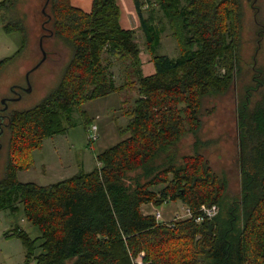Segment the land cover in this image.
I'll return each instance as SVG.
<instances>
[{
  "label": "trees",
  "instance_id": "1",
  "mask_svg": "<svg viewBox=\"0 0 264 264\" xmlns=\"http://www.w3.org/2000/svg\"><path fill=\"white\" fill-rule=\"evenodd\" d=\"M20 0H0L5 33L20 35L15 54L28 44ZM154 72L145 75L136 31L120 26L116 0H92L89 12L70 0H49L55 35L71 51L55 87L35 106L9 116V151L39 149L63 133L82 105L117 94L126 119L118 140L95 154L90 171L39 185L22 182L24 166L10 156L0 178V210L21 214L39 232L15 226L25 264H264V71L254 68L237 97L239 197L228 190L225 173L215 172L200 149L204 103L225 95L241 77V0H133ZM144 9L148 16H144ZM159 10L167 20L178 55L158 54ZM117 66L116 72L111 70ZM192 135L193 153L177 156V145ZM91 142V141H89ZM136 176L127 184L130 173ZM155 190V187H159ZM180 201L197 214L218 206L213 218L158 222L144 204Z\"/></svg>",
  "mask_w": 264,
  "mask_h": 264
},
{
  "label": "rangeland",
  "instance_id": "2",
  "mask_svg": "<svg viewBox=\"0 0 264 264\" xmlns=\"http://www.w3.org/2000/svg\"><path fill=\"white\" fill-rule=\"evenodd\" d=\"M241 2L244 10L241 46L243 71L241 77L225 95L206 99L202 118L203 127L200 133V138L208 141L200 152L209 160L215 172L225 173L229 194L235 197H239L240 193L237 97L241 94L245 83L250 82L254 68L264 71V0H241ZM17 16L25 27L28 44L0 69V108L2 100H7L0 135V178L5 173L9 157L12 156L17 158L18 164L24 166L22 170L17 171L20 181L46 185L71 175L70 173L75 171L79 162H84L85 169L91 170L96 163L95 154L118 140L113 117L115 116L119 124H124L126 119L119 109L120 103L118 105L111 94L110 97L88 101L82 105L92 118L87 127L80 113L74 111L72 125L66 126L63 133L43 139L39 149L25 151L19 155L11 153L8 125L10 114L38 104L57 84L71 53L69 47L55 35L49 0L47 3L46 0H20L17 4ZM0 24V60H2L16 53L20 47V35L5 33L1 28V16ZM40 39H42V48L46 56L43 62L34 68L41 57L43 58ZM136 40L142 54H146L148 50L143 40L138 38ZM170 44L176 46L174 38L168 32L163 35L162 46L159 50L157 49V53L177 56L178 48L171 47ZM116 68L117 66H114L111 70L116 72ZM15 88L19 93L16 98L13 97ZM90 125H95L97 128L98 138L93 142H89L87 137ZM193 141L194 138L190 134L180 139L177 145L179 158L193 153ZM65 165L68 167L64 168ZM135 176L134 172L130 173L125 182L131 184ZM161 187L154 189L158 190ZM183 208L184 205L180 201H169L160 205L146 207L144 205L142 211L151 210L153 214L159 211L160 220L169 222L175 218L176 214H181ZM17 225L32 238L39 234L38 230L23 219L20 213L12 215L9 210H0V242H21L17 237L5 235L12 232ZM0 264H4L3 260H0Z\"/></svg>",
  "mask_w": 264,
  "mask_h": 264
},
{
  "label": "crops",
  "instance_id": "3",
  "mask_svg": "<svg viewBox=\"0 0 264 264\" xmlns=\"http://www.w3.org/2000/svg\"><path fill=\"white\" fill-rule=\"evenodd\" d=\"M116 3L120 8V19H119L120 26L123 29L135 30L136 31V38H138V40L142 39L143 43L145 44V37H144V35L140 29V26H141L140 17L138 15L137 10H136L134 1L133 0H116ZM70 4L73 7L81 9L82 11L89 12L91 10V7H92V0H70ZM143 14L145 17H147L149 14L148 10L144 9ZM151 21H153L156 24L159 22V25H160L159 27L161 30V34L159 36L160 43H159V46L155 49V52L157 53V49L159 50V48H161V46H162L163 35L168 34V32L171 35V31H170L169 25L167 23V20L163 17V14L161 13V11L157 10L155 12L154 19H152ZM0 26H1V24H0ZM168 29H169V31L167 32ZM170 45H171V47L172 46L177 47V45L175 46L174 44H170ZM164 55H167V54L164 53ZM167 56L173 57L172 55H167ZM140 57H141V61H142L143 73L145 75L152 74L154 72V66H153V63L151 61L150 54L148 52H146V54H142V51L140 50ZM110 96L111 95H108L105 97H110ZM113 97H114L113 99L115 100V102H117V104L119 105L118 95L113 94ZM94 161H95V159H94ZM66 164H68V162ZM95 165H96V163H95ZM67 167H68L67 165L64 166V168H67ZM62 168H63V166L61 167V169ZM61 169H59V170H61ZM81 169L84 171H90V170L85 169L84 162H79V164H77V166H76L75 171L73 173H70V174L73 175ZM58 172H60V171H58ZM71 175H69V176H71ZM69 176H67V177H69ZM64 178H66V177H64ZM64 178H62V179H64ZM144 205H145V207L147 205L153 206L152 204H144ZM144 205H142V207ZM142 207H141V210H142ZM152 212L153 211L150 210V211L143 212V213L149 214ZM158 222H165V221L158 220ZM9 233H11V232H9ZM9 233H7V234H9ZM24 259H25V250H24V246L22 245V242H0V260H3L4 264H25ZM29 264H34V262L32 261Z\"/></svg>",
  "mask_w": 264,
  "mask_h": 264
},
{
  "label": "built area",
  "instance_id": "4",
  "mask_svg": "<svg viewBox=\"0 0 264 264\" xmlns=\"http://www.w3.org/2000/svg\"><path fill=\"white\" fill-rule=\"evenodd\" d=\"M97 128L95 125H90L87 130L88 140L93 142L98 138V134L96 132ZM198 214L191 210L190 208L184 206L181 214H176L173 220L184 219V218H193L195 222H201L204 218H213L218 212V206L216 204L212 205H201L197 210ZM157 220L161 219V215L159 211L154 213ZM144 256L143 252H140L135 260V264H143L142 258Z\"/></svg>",
  "mask_w": 264,
  "mask_h": 264
},
{
  "label": "water",
  "instance_id": "5",
  "mask_svg": "<svg viewBox=\"0 0 264 264\" xmlns=\"http://www.w3.org/2000/svg\"><path fill=\"white\" fill-rule=\"evenodd\" d=\"M48 2V0H46V3ZM40 47H41V50H42V54H43V58L41 57V59L35 64L34 68L38 67L42 62L43 60L45 59V56H46V52L44 51V49L42 48V39H40ZM28 76V74H27ZM7 100L6 99H3L2 100V104H4V107L0 110L4 111L6 109V103ZM3 119L4 117L3 116H0V135L2 133V125H3ZM0 148H1V144H0Z\"/></svg>",
  "mask_w": 264,
  "mask_h": 264
},
{
  "label": "flooded vegetation",
  "instance_id": "6",
  "mask_svg": "<svg viewBox=\"0 0 264 264\" xmlns=\"http://www.w3.org/2000/svg\"><path fill=\"white\" fill-rule=\"evenodd\" d=\"M13 93H14V96H13V97H15V98L19 96V95H18V94H19V93H18V90H17L16 88L13 89ZM6 105H7V104H6ZM3 107H4V104H2V107H1L0 109H2ZM5 110H6V109H5ZM5 110H4V111H5ZM4 111L0 110V116L5 117V115L3 114ZM8 125H9V124H8Z\"/></svg>",
  "mask_w": 264,
  "mask_h": 264
}]
</instances>
